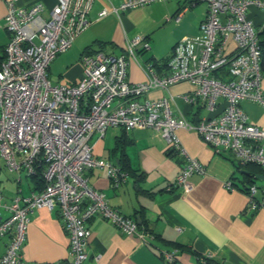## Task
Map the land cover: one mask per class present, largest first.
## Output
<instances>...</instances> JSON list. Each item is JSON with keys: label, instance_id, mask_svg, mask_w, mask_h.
Returning <instances> with one entry per match:
<instances>
[{"label": "built area", "instance_id": "1", "mask_svg": "<svg viewBox=\"0 0 264 264\" xmlns=\"http://www.w3.org/2000/svg\"><path fill=\"white\" fill-rule=\"evenodd\" d=\"M162 1L168 0H123L112 11L118 16ZM180 1L206 4V18L198 35L175 44L164 74L146 62L141 64L146 80L128 82V58L138 61L137 49L150 47L144 36L137 35L126 41L120 55L83 53L81 76L73 85L52 84L47 71L89 24L93 0H56L46 15L38 1L28 5L6 1L4 26L9 38L0 62V157L10 172L25 171L31 177L40 167L42 188L27 196L17 194L9 202L0 191V209L8 212L0 222V238H8L0 264H60L22 258L30 214L41 208L58 211L68 236L70 264H85L87 222L95 216L148 244L149 229L112 207L105 193L85 176L87 170L104 168L113 187L128 177L113 162L93 155L89 139L93 134L103 138L109 127L157 131L182 161L175 185L183 191L192 188L189 177L205 175L206 168L183 147L176 134L180 129L197 133L216 153H231L239 166L264 168V127L249 122L241 107L243 101H251L264 108L258 42L264 23L255 26L247 18L250 6L264 11V1ZM106 14L104 9L99 16ZM179 82L192 87L182 99L191 105L200 103L208 113L195 123L182 113L174 114L172 96H147ZM225 186L230 189L231 182ZM244 192L248 211L264 210V184L245 185ZM177 253L178 249L164 250L160 257L169 264ZM211 257L203 255L200 260Z\"/></svg>", "mask_w": 264, "mask_h": 264}, {"label": "crops", "instance_id": "2", "mask_svg": "<svg viewBox=\"0 0 264 264\" xmlns=\"http://www.w3.org/2000/svg\"><path fill=\"white\" fill-rule=\"evenodd\" d=\"M6 1L0 0V62L9 38L4 26ZM36 1L43 4L44 15L56 4V0H18V3L28 5ZM122 1L93 0L87 27L70 49L49 65L47 76L52 84L77 83L83 53L103 51L120 55L126 41L137 35L144 36L150 47L137 49L138 61L128 58V82L146 80L141 67L146 62L162 75L175 44L184 37L198 35L207 12L204 3L168 0L126 10L117 16L112 8ZM104 9L107 14L100 17ZM247 18L259 26L264 23V11L250 6ZM76 60L78 63L74 64ZM56 66L68 69L66 83L50 79L51 68ZM60 73L55 75L58 80L62 77ZM261 85L264 90V79ZM191 89L189 83L179 82L169 89L153 90L147 96H172L174 114L182 113L195 123L208 113L200 103L191 105L182 99L181 95ZM241 107L249 122L264 127V108L251 101H243ZM176 134L189 155L206 168L205 175L194 173L189 177L192 185L189 191L175 185L182 161L157 131L109 127L103 138L91 136L89 142L95 157L109 160L130 173L124 183L113 187L106 170L94 168L85 171L88 183L104 192L112 207L145 223L152 238L148 244L143 243L135 235H126L110 221L95 216L87 222L90 233L85 264H165L159 253L171 249H178L174 264H202L199 257L209 254L212 256L209 264H264V210L248 211L244 192L245 185L264 184V169L249 175L248 168L239 166L231 153H216L197 133L180 129ZM228 181L230 189L225 186ZM40 186L39 180L27 176L25 171L10 172L0 157V191L5 202L17 194L27 196ZM7 216L8 212L1 208L0 222ZM7 242V237L0 238V255ZM21 254L28 262L70 264L68 236L57 210L49 212L41 208L30 214Z\"/></svg>", "mask_w": 264, "mask_h": 264}, {"label": "trees", "instance_id": "3", "mask_svg": "<svg viewBox=\"0 0 264 264\" xmlns=\"http://www.w3.org/2000/svg\"><path fill=\"white\" fill-rule=\"evenodd\" d=\"M258 38H259L258 42H259V46H260V50H261V69H262V72H264V27H262V29L259 31ZM245 167L248 168L249 175H252V174L256 173L257 171H259V170L261 171V169H264L261 166L255 165V164H247V165H245ZM121 169L127 171L128 173H130L127 169H123V168H121ZM31 178L39 180V182L41 183V186H40V188L38 190H40L42 188V179H41V169H40V167L37 169L36 174L34 176H31ZM140 224L145 226V223H140ZM150 233L152 235V232H150ZM153 238H154V236H153ZM176 248H178V247H176ZM160 253H159V256H160ZM202 256L199 257V261L202 264H209L211 259L204 258L205 260H204V262H202L200 260ZM174 263H175V261L172 262V263H169V264H174Z\"/></svg>", "mask_w": 264, "mask_h": 264}, {"label": "rangeland", "instance_id": "4", "mask_svg": "<svg viewBox=\"0 0 264 264\" xmlns=\"http://www.w3.org/2000/svg\"><path fill=\"white\" fill-rule=\"evenodd\" d=\"M68 51V50H67ZM77 61V62H76ZM75 62L76 63H74V64H77L78 63V60H76ZM75 66V65H74ZM67 68L65 67V68H62L61 66H56L55 68L54 67H52L51 68V74H50V79L52 80V81H59L60 83H66V77H65V75H66V73H67ZM59 72H61L60 74L62 75V77L60 78V80H58L56 77H55V75H57Z\"/></svg>", "mask_w": 264, "mask_h": 264}, {"label": "water", "instance_id": "5", "mask_svg": "<svg viewBox=\"0 0 264 264\" xmlns=\"http://www.w3.org/2000/svg\"><path fill=\"white\" fill-rule=\"evenodd\" d=\"M138 223H140V222L138 221Z\"/></svg>", "mask_w": 264, "mask_h": 264}]
</instances>
